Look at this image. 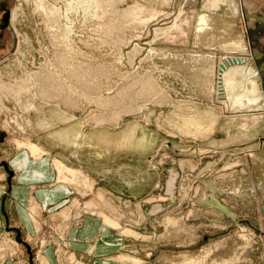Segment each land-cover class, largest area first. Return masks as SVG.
Returning a JSON list of instances; mask_svg holds the SVG:
<instances>
[{"label": "rangeland", "instance_id": "obj_1", "mask_svg": "<svg viewBox=\"0 0 264 264\" xmlns=\"http://www.w3.org/2000/svg\"><path fill=\"white\" fill-rule=\"evenodd\" d=\"M70 1L45 0L51 26L35 0H0V264H92L105 246L97 213L118 223L104 230L118 264H264V105L228 112L201 70L227 48L217 21H240L242 1ZM11 13L25 19L16 37ZM55 188L61 202H30L37 231L22 194Z\"/></svg>", "mask_w": 264, "mask_h": 264}, {"label": "crops", "instance_id": "obj_2", "mask_svg": "<svg viewBox=\"0 0 264 264\" xmlns=\"http://www.w3.org/2000/svg\"><path fill=\"white\" fill-rule=\"evenodd\" d=\"M235 0H233V2H234ZM237 1H239V2H241L240 0H237ZM227 2V1H226ZM262 2H264V0H244V4H243V7H244V9L247 11V13H249V12H253V11H255L254 10V8L252 9L251 7L252 6H254L253 4L255 3V4H262ZM209 3V2H208ZM212 3H209L208 5H211ZM228 6L230 5L229 4V2L228 3H226ZM216 5H217V3H216ZM235 5H237V3L235 4ZM222 6H225V4H223ZM247 6H249V9L247 8ZM236 9V8H235ZM237 10V9H236ZM239 10V9H238ZM229 12V10H226V12ZM231 11H234V10H231ZM230 11V12H231ZM233 13H235V11L233 12ZM18 14V13H17ZM237 14V13H236ZM19 16H21L22 17V15H18V17L16 18H14V19H12V13H11V19H10V23H11V28H12V31H13V34H14V37H16L19 33H24L23 32V30L24 29H22L21 27H22V25H24V21H22V22H20V20H19ZM24 16V15H23ZM207 15L205 14V13H202V14H198L197 15V17H196V22L195 23H197V26H196V32H201V30H203V29H205L209 24V22H208V18L206 17ZM22 18H24V17H22ZM255 17H250V19H252L253 20V24L251 23V25H249L251 28L254 26V23H256V24H258V22H260L261 21V19L260 18H255ZM11 20H12V22H11ZM25 20V19H24ZM254 20H257V21H254ZM218 22V24H219V26L221 27V25H223V27L224 28H229V29H231V32L230 33H228V34H224L223 36V38H225L226 40L224 41L225 42V44H226V46H227V48L225 49V50H223V51H219V52H217L216 53V55L214 56V57H212V58H208V60H206V65H203L201 68L200 67H198V69L200 68L201 70H207V72L206 71H204V72H206V73H208L210 70H212L213 68H215L217 65H219V63L221 64V63H223V62H231V61H233V60H236V61H239L238 59H241L242 60V58L243 57H245V56H247V55H250V48L251 47H249V44H248V41H247V38L245 37V40H239V36L237 35V36H234V33H233V28L234 27H236V26H240V24L238 23V21H237V17L235 18V17H231L230 16V14H228V17H226V18H224V19H222V20H219V21H217ZM251 22V21H250ZM249 22V23H250ZM261 22H264V17H262V21ZM220 23H221V25H220ZM247 28V27H246ZM220 30H222V29H220ZM24 31H26V30H24ZM244 32V31H243ZM223 34V33H222ZM230 35H232L234 38H232ZM198 36H199V34H198ZM261 36V37H260ZM216 37V36H215ZM261 38L260 39V41L262 42V43H264V35H261V33H257V41H259L258 40V38ZM221 38H222V36H221ZM216 39L218 40V43H219V37H216ZM223 42V43H224ZM254 42V41H253ZM260 44L259 45V43H258V50H255V54H256V56H258L257 54H259V55H262L263 57H260L259 56V59H264V45L263 44ZM254 44V43H253ZM255 46V44L253 45V47ZM262 47V48H261ZM13 48V47H12ZM201 58V57H200ZM199 60H201V59H199ZM209 65V66H208ZM201 66V65H200ZM262 66L264 67V60L262 61ZM203 72V73H204ZM259 71H257V77H259L258 79V84H259V87H260V92H262V96H263V98L261 99V101H262V104L264 105V83H262V81H261V78H260V76H259ZM215 75V73H212V75ZM214 75H213V78H214ZM246 84H247V88H249L250 89V87H251V84L249 83V82H245ZM209 84V83H208ZM210 85H211V83H210ZM218 100V99H217ZM221 100V99H220ZM247 99H245V101H246ZM261 104V105H262ZM259 122H261V121H259ZM247 132L249 131V130H246ZM26 160V163L25 164H20V165H24L25 166V168H27L29 165H31V164H33L32 162L30 163L28 160H27V158L25 159ZM29 162V163H28ZM36 163V162H35ZM38 163V162H37ZM262 165H264V162H262ZM21 167H23V166H21ZM20 170H22V169H20ZM23 171H24V169H23ZM28 172V171H27ZM32 174V173H31ZM35 175H38V173H36ZM28 176H30V175H28ZM21 177H19V180H21L20 179ZM30 178L32 179V185L33 184H38L39 182H38V178H36V177H34V176H30ZM26 183H28V182H26ZM34 187V186H33ZM61 188V187H60ZM62 189V188H61ZM61 189H58V188H55L54 190H48V191H42V190H37L36 191V193H35V195L33 194L32 196H29V193L27 194L26 193V195H23L22 194V197L24 198L25 196H27L28 197V208H27V211L28 212H25V214H26V217H28L29 218V220L30 221H32L33 222V225L35 226V229L38 231L39 230V224L38 223H36V224H34V221L30 218V213H29V205H30V202H31V200H36L37 202H38V205H39V207H40V209L39 210H41V208L43 207L42 206V203L43 204H49V203H53V202H61V200L64 198V195H62L63 194V192L61 191ZM27 190V189H26ZM28 191V190H27ZM102 203V205H103V207H105L108 211H110V208H109V206H108V204L107 203H103V201L101 202ZM74 207V206H73ZM70 209H72V206L70 207V208H68V210L67 211H59L58 212V215L62 218V219H66V221H64V225H65V227L67 226H69V224H71V213H70ZM95 209H97V208H95ZM101 210H102V212L104 213V212H106L107 213V211L104 209V208H101ZM35 211H33V212H31V213H34ZM38 212V211H37ZM83 212H85V213H88V214H91V215H95L94 213H93V211L92 210H90L89 212H87V211H83ZM110 212H112V211H110ZM114 213V212H113ZM35 214H36V212H35ZM64 214V215H63ZM105 214V213H104ZM95 216H97V218H100V223H101V225H100V227H99V230H100V233L102 232V239L104 240V248L103 249H101L100 251H101V257L100 258H98V259H96V261L94 260L93 261V263L92 264H118V262L117 261H111V260H109V259H107V258H109L113 253H114V251L115 250H117V249H115V248H117V245H112V244H110L109 242H107L105 239H108L107 237V235L105 236V232H104V230H106V231H110L111 232V230L112 229H110V227L107 225V224H105L104 223V221L102 220L104 217V215L101 217V215L100 214H98L97 213V215H95ZM75 218V217H74ZM87 218H92V217H87ZM37 219H38V217H37ZM76 220H78V217H76L75 218ZM74 219V221H76ZM114 229V228H113ZM101 235V234H100ZM100 235H98V236H95L94 237V241L91 243V242H89V240H88V247H86V250H87V252L88 253H90V254H92L94 251H97L98 253H99V250H97L96 249V247L97 248H99L98 247V244H99V242H98V239L100 238ZM117 238H120V236H119V234H118V237ZM121 240V239H120ZM111 241V240H110ZM101 242V241H100ZM65 243H66V241H65ZM67 244H68V241H67ZM117 244H120L119 242H117ZM111 250V251H110ZM100 254V253H99ZM2 256V255H1ZM107 259V261H105ZM43 260L44 261H42V259H41V261H40V258H39V264H52L51 263V261H50V259L47 257V256H45V255H43Z\"/></svg>", "mask_w": 264, "mask_h": 264}, {"label": "bare ground", "instance_id": "obj_3", "mask_svg": "<svg viewBox=\"0 0 264 264\" xmlns=\"http://www.w3.org/2000/svg\"><path fill=\"white\" fill-rule=\"evenodd\" d=\"M38 3V6L36 8L41 9L43 11V13H45L46 18H48V22L52 21L51 24L48 25H53V19H54V14L56 13V8L53 6H49L48 4H46L45 0H35ZM49 1V0H48ZM70 1V0H69ZM79 1H84V0H79ZM90 1V0H89ZM93 1H98V0H93ZM105 1V0H103ZM108 1V0H107ZM71 2V1H70ZM73 2V0H72ZM80 2V3H81ZM86 2V1H85ZM99 2V1H98ZM102 1H100L101 3ZM109 2V1H108ZM108 2L105 4L107 5ZM115 2V1H114ZM113 2V3H114ZM110 3V2H109ZM74 5V4H73ZM84 5V4H83ZM94 5V3H93ZM92 5V6H93ZM96 5V4H95ZM112 5V4H111ZM110 5V6H111ZM90 6V5H89ZM102 6V5H101ZM109 6V5H108ZM107 6V7H108ZM70 7V6H68ZM67 7V8H68ZM77 7V6H76ZM71 8V7H70ZM69 8V9H70ZM74 8V7H73ZM72 8V9H73ZM81 8V7H80ZM91 8V7H90ZM96 8V7H95ZM244 8V7H242ZM37 9V10H38ZM112 9V8H111ZM38 10V11H41ZM88 10V9H87ZM95 10V9H94ZM93 10V11H94ZM59 11V9H58ZM65 11V10H64ZM72 11V10H71ZM75 12V11H74ZM86 12V11H85ZM89 12V11H88ZM87 12V13H88ZM245 14L248 16V18L250 17V14L246 12V10L244 9ZM95 13V12H94ZM65 14V13H64ZM87 15V14H86ZM56 16V15H55ZM85 16V15H84ZM53 17V18H52ZM57 17V16H56ZM60 17V16H59ZM95 17V16H94ZM207 17V16H206ZM246 18V19H248ZM147 20H150L149 18H147ZM68 22V21H67ZM149 22V21H146ZM246 23V21H244ZM116 23V22H115ZM150 23V22H149ZM238 23L240 24V26H236L233 28V33L234 36H239V40H245V34L243 32V27H241V20L238 21ZM72 24V23H71ZM47 25V24H46ZM47 25V26H48ZM60 26V25H59ZM70 25L64 27V34H68L70 33ZM101 26V25H99ZM52 28V27H50ZM111 28V27H110ZM70 29V30H69ZM247 29V28H246ZM100 34V33H99ZM108 35V34H107ZM255 36H256V32H255ZM69 37V36H68ZM65 38V37H64ZM64 38L62 39V41L64 40ZM67 38V37H66ZM102 39V38H101ZM61 40V39H60ZM61 41V42H62ZM73 42V41H72ZM66 43V42H65ZM253 46L252 41H251V47ZM68 48V47H67ZM76 53V52H75ZM251 55V54H250ZM250 55H247L244 58H248L250 57ZM245 60H241V61H236V62H223L219 65H217L215 68H213L212 70H210V73H215L214 78L213 76L211 78H209V80L213 78L212 82H211V86H215L216 88H211V91H215L217 93V95L219 97H222V101L225 103V106L228 109V112L230 113H240V112H249L251 109L252 111H256L257 106H259L262 101L261 99L263 98L262 96V92H260V87L258 84V78L257 77V70L255 67L251 66L248 62H244ZM222 65V67L220 66ZM220 73V78H221V87H218L217 84V78H218V74ZM96 75V74H95ZM46 76V75H45ZM249 82L251 84L250 89L247 88V84L245 82ZM143 82V81H142ZM13 86V85H12ZM208 86V85H207ZM6 87V86H4ZM153 90V89H152ZM4 91V90H3ZM59 94V93H58ZM45 95V94H44ZM61 99V98H60ZM67 99V98H66ZM247 99L249 105L246 106L244 104V100ZM65 101V100H64ZM72 101V100H71ZM259 101V102H257ZM109 102V101H107ZM106 103V102H105ZM104 103V104H105ZM111 104V103H110ZM109 104V105H110ZM116 104V103H115ZM108 105V104H105ZM104 105V106H105ZM119 112V111H118ZM123 113V112H122ZM117 114V113H116ZM115 114V115H116ZM113 115V113H112ZM114 116V115H113ZM115 118V117H114ZM264 138H262L260 140V142L263 140ZM21 146H25V149L33 156L36 158H40L44 151L38 147L37 145L33 144V143H25L23 144H19V147ZM26 160L24 159L22 164H25ZM60 162V161H59ZM55 162V167L58 169L59 173H67L69 174L71 177H75V178H80L79 175H76L75 172L73 170H70L69 168H67L65 165H63V163L61 164V162ZM21 164V163H20ZM58 173V172H57ZM66 179V178H65ZM82 180L85 181L84 177L81 178ZM74 180V179H73ZM88 180V179H87ZM75 183V182H74ZM80 184V183H79ZM88 184V183H87ZM88 188V187H87ZM103 195V194H102ZM104 198V197H103ZM38 209V208H37ZM36 210V209H35ZM64 215V214H63ZM106 221V222H105ZM104 222L107 223V225H110L111 228H116L118 227V223L112 220H109L107 216L104 215ZM121 229V228H120ZM123 259H127V257H124V255H122L120 257V260ZM109 260L111 261H116L115 258H109ZM197 260V259H196ZM203 260V259H202ZM44 261V260H42ZM107 261V259L105 260ZM197 262V261H196ZM133 263V262H132ZM134 264V263H133ZM137 264V263H136ZM192 264V263H191ZM202 264V263H201Z\"/></svg>", "mask_w": 264, "mask_h": 264}, {"label": "water", "instance_id": "obj_4", "mask_svg": "<svg viewBox=\"0 0 264 264\" xmlns=\"http://www.w3.org/2000/svg\"><path fill=\"white\" fill-rule=\"evenodd\" d=\"M243 9V8H242ZM240 9V11L242 10ZM7 15H5L4 18H6ZM248 16L245 14L244 12V9H243V13H241V20H242V27H243V31H244V34L247 38V41H248V44H249V47H251V40L254 41L255 43V46L251 47L250 48V57L248 58H244L242 60H245L244 62H248L251 66L255 67L257 71H259V76L261 78V81L262 83H264V67L262 66V61L264 59H259L254 50H258V41H257V33L259 31V33H264V24H261L259 26H257L256 28L257 29H246V25H245V19L247 18ZM255 32H256V36H255ZM239 61H241V59H238ZM233 62H236V60H233ZM220 64V63H219ZM222 67V65H220ZM217 84H218V87L221 85V78H220V73L218 74V78H217ZM221 87V86H220ZM263 161H264V147H262L261 149V152H260V155H259ZM4 167L5 169L8 171L9 175L11 176L12 175V170L8 169L7 167V164L5 163L4 164Z\"/></svg>", "mask_w": 264, "mask_h": 264}, {"label": "flooded vegetation", "instance_id": "obj_5", "mask_svg": "<svg viewBox=\"0 0 264 264\" xmlns=\"http://www.w3.org/2000/svg\"><path fill=\"white\" fill-rule=\"evenodd\" d=\"M240 1H242L241 3H243L244 4V0H240ZM19 2H17V3H15L14 5L15 6H19ZM242 9V8H241ZM244 9V8H243ZM243 9L241 10V12L243 13ZM247 12V11H246ZM249 14H250V17H255V18H261L262 19V17H264V9L262 10V11H253V12H249ZM17 17H18V14H17ZM16 17V18H17ZM250 17L248 18V19H250ZM10 19H11V14H10ZM248 19H245V21H246V27H247V29H250V30H252V29H257L256 27L257 26H259V25H261V24H264V23H258V24H256V26L254 27V28H248V24H247V22H248ZM19 20H20V22H22V21H24V18H22L21 16H19ZM9 23H10V21H9ZM22 29H25L26 30V28H25V25H22V27H21ZM258 33H259V31H258Z\"/></svg>", "mask_w": 264, "mask_h": 264}]
</instances>
